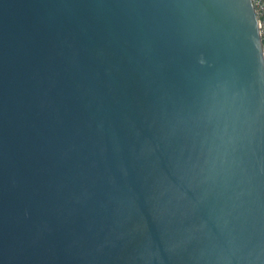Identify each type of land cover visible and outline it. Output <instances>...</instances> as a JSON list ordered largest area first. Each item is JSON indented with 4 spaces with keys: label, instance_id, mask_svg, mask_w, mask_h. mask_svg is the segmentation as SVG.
Masks as SVG:
<instances>
[{
    "label": "water",
    "instance_id": "water-1",
    "mask_svg": "<svg viewBox=\"0 0 264 264\" xmlns=\"http://www.w3.org/2000/svg\"><path fill=\"white\" fill-rule=\"evenodd\" d=\"M0 264H264L250 0H0Z\"/></svg>",
    "mask_w": 264,
    "mask_h": 264
},
{
    "label": "built area",
    "instance_id": "built-area-1",
    "mask_svg": "<svg viewBox=\"0 0 264 264\" xmlns=\"http://www.w3.org/2000/svg\"><path fill=\"white\" fill-rule=\"evenodd\" d=\"M253 6L258 35L261 42V52L264 62V0H250Z\"/></svg>",
    "mask_w": 264,
    "mask_h": 264
}]
</instances>
